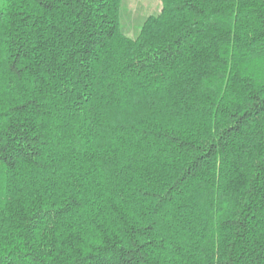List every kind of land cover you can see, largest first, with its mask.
I'll use <instances>...</instances> for the list:
<instances>
[{"label": "trees", "instance_id": "obj_1", "mask_svg": "<svg viewBox=\"0 0 264 264\" xmlns=\"http://www.w3.org/2000/svg\"><path fill=\"white\" fill-rule=\"evenodd\" d=\"M2 0L0 264H264V0Z\"/></svg>", "mask_w": 264, "mask_h": 264}, {"label": "rangeland", "instance_id": "obj_2", "mask_svg": "<svg viewBox=\"0 0 264 264\" xmlns=\"http://www.w3.org/2000/svg\"><path fill=\"white\" fill-rule=\"evenodd\" d=\"M0 0V5H1ZM159 9V0H124L121 15L122 29L129 36H135L142 21Z\"/></svg>", "mask_w": 264, "mask_h": 264}]
</instances>
